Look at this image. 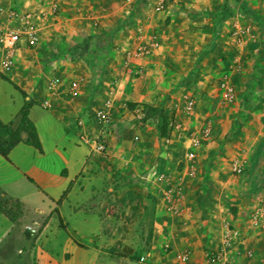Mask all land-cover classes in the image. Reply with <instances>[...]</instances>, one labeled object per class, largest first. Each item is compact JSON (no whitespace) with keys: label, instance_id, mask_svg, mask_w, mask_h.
<instances>
[{"label":"rangeland","instance_id":"obj_1","mask_svg":"<svg viewBox=\"0 0 264 264\" xmlns=\"http://www.w3.org/2000/svg\"><path fill=\"white\" fill-rule=\"evenodd\" d=\"M10 8H18L15 1ZM144 9L143 19L152 20L150 28H154L153 34L160 37L162 48L154 57L155 65L147 66L141 74L127 76V84H133L128 87L131 88L128 92L131 94L127 97L122 95L121 99H112L109 133L105 141L108 149L113 138H120L114 157H108L105 153L99 158L98 153L83 142V136L95 139L98 125L93 118L91 123L88 121L78 125V121L83 118L80 116L76 124L80 133L77 144L87 146L89 155L75 179V190L67 195L61 205L56 204L61 195H42L34 189L35 186L19 182L10 186V194L28 206L25 211L21 208L19 218L24 217L32 222L37 220L39 224L29 225L35 235L33 240H27L22 235L15 241L14 263L8 261L9 264H55L57 261H69L71 254V261L76 262L81 256H77L75 244L88 257H91L92 252L97 253L95 264H139L126 257V249L133 251V258L153 249L156 240L162 237L154 233V220L158 212H161L162 205L153 193L151 181L146 177L154 166L170 175L181 169L179 160L183 158L184 150L181 142L180 146H176L177 159L170 160L173 145L154 139L156 118L142 113V105H149L140 101L142 96H147L149 106L166 114L174 112L170 136L175 139L181 137L180 129L175 128L178 122H185L186 126L192 128L190 133L208 121L211 122L209 141L215 143L210 155L202 163L205 176L198 185V191L203 194L204 200L218 202L223 206L227 213L222 214V221L225 219L233 222V218H238L233 223L244 241L248 237L252 238L251 236L259 237L258 248L264 250V228L253 227L249 218L253 208L264 201V38L259 36L264 35V28H260V17L242 1L229 3L227 0H181L173 16L164 11L153 18L149 16V6L146 5ZM242 12L246 13L249 21L246 25L259 38L253 43L256 44L255 51L245 56L241 71L245 72L247 78L241 112L228 118L235 102L229 110L218 106V82L227 68L225 55L217 44L223 22L230 15L236 18ZM21 45L24 46V43ZM53 53L52 48L43 52L42 65L38 64L37 57L31 53V71L34 74L49 75L44 67H47L45 62L48 55ZM3 75L8 81L0 83V114L6 118L21 95L9 83L10 73ZM239 77L240 75L233 76L234 84ZM198 91L211 94L210 112L197 117L194 110L193 116L196 117L193 118L187 116L182 107L185 98L194 99ZM129 102H134L140 111L129 109ZM42 107L45 109L44 103ZM246 122L250 123V127L244 126ZM91 124L95 125V129L85 131ZM142 133H146L151 139L146 144ZM143 147L145 157L142 158L140 152ZM121 155L128 162L121 160ZM238 157L244 159L245 165L244 171L236 175L231 170V163ZM34 207L45 209H41L39 213ZM10 210L14 213L17 211L13 206ZM188 224L180 223L185 229L189 228ZM18 226L23 227L17 223L15 233L19 231ZM75 227L80 229V233L76 232ZM163 235H166V231H163ZM69 237L73 243L68 244L69 252L63 254L65 240ZM166 243L167 241L163 242L161 249L157 251L159 255H167L171 250ZM251 248L246 243L244 253L252 250ZM210 251L212 250L208 249L207 253ZM243 251L239 252L240 256ZM177 255L173 256L172 264L183 263L178 260ZM145 264L151 263L147 261Z\"/></svg>","mask_w":264,"mask_h":264},{"label":"crops","instance_id":"obj_2","mask_svg":"<svg viewBox=\"0 0 264 264\" xmlns=\"http://www.w3.org/2000/svg\"><path fill=\"white\" fill-rule=\"evenodd\" d=\"M14 1L18 8L22 9L41 8L45 4V0H0V25L2 23L1 11L10 8ZM180 1L177 0L170 4L165 12L173 16ZM238 1L244 2L256 16L260 17L262 22L260 28H264V0H227L229 3ZM57 3V13L50 15L46 24L40 29L37 47L32 50L26 46L20 47L16 54L14 68L8 77L12 83L26 93V99L36 102L30 108L28 116L36 128L42 146V153H39L36 149L26 145L24 143L26 135L22 133V142L10 151L7 158L0 156V193L4 194L8 199L20 201L23 211L27 210V204L10 194L9 188L15 182L34 187L35 185L28 180L29 178L40 187L43 193L35 187L34 189L42 195L46 193L52 196H60L69 185L71 187L68 194L75 190L77 185L75 179L84 167L89 155L87 146L77 144L80 133L76 128V124L79 117H83L81 119L83 122L87 123L90 121L89 123H91L93 122L91 121L93 114L103 105L104 101H112L116 97L121 99L122 95L127 97L131 94L128 93L131 89L128 87L133 84H127L126 82L127 76L130 74L125 72L123 68L124 55L127 51L133 50L135 39L139 33L146 38L155 35L153 34L154 28H150L152 27V20L143 19L146 5L149 6V16L151 18L158 15L152 11V0H57ZM245 14V12H242L236 18L230 15L220 27L222 31L219 35L220 41L217 47H220L225 55L226 68L234 54L229 35L231 24L239 20L242 25L248 27L246 24H249V21ZM139 23L141 25H138ZM139 26L142 28H138ZM140 29L141 32H139ZM156 36L160 44L158 53L160 48H162V44L160 37ZM259 36L264 38V35ZM258 38L253 30L249 29L244 48L240 52L242 68L245 63V56L255 51L256 44L253 43H256ZM49 48H52L54 52V56L49 54V58L45 62L47 67H44V70L48 71L49 75L34 74L31 71V53H34L35 57H37L36 61L38 64L42 65L43 52L48 51ZM155 55L142 62L143 68L155 65ZM125 74L126 77H124ZM239 75L237 83L234 84L235 103L230 108L228 118H233L242 109L241 101L247 78L245 72L233 76ZM52 77H57V86L55 91L50 93L47 90V86ZM73 81L80 82L79 94L75 98H72L69 94V87ZM1 82L3 80L0 79ZM135 95L139 96V94ZM141 99L140 101L150 105L147 101V96H142ZM194 99V110L197 113V117L210 112L209 102L211 94L209 92L198 91ZM10 100L13 101L11 97ZM44 102H47L45 109L42 107ZM22 103L23 98L21 97L6 118L0 114V120L5 124L9 123L18 113ZM229 107L227 110H229ZM134 108L137 111L138 108L136 106ZM43 110L46 111L42 112ZM244 126L248 128L250 123L246 122ZM176 127L180 129L181 137H176L175 139V137L169 136V143L173 145L171 146L173 152L170 154V160L172 161H175L178 157L175 151L177 150L176 146H180L181 142L182 150H184L185 154L189 143L187 134L192 131V128L186 126L185 122L176 123ZM92 129H95L94 124H91L85 131H92ZM142 134L145 144L148 140H151L146 136V133ZM155 135L156 138L154 139L165 142V139L157 137V131ZM84 137L86 136L82 138ZM210 139L203 141L197 149L198 165L194 177L184 176V154L183 158L179 160L182 168L174 171L171 175L172 179L183 181L185 205L188 214L181 218H176L164 210L161 196L162 186L155 181H151L153 193L157 195L162 205L161 212H158L154 220V233L156 236L162 235V237H158L160 239L156 240L153 249L147 251L151 252V256L148 259L151 264H172L173 256L182 253L185 249L190 250V258L182 264H211L206 257L207 250L215 251L219 249L224 222L236 228L234 223L237 222L238 218H233L234 223L232 220L227 221L224 219L222 221V214L226 215L227 211L218 202L212 203L204 200L203 194L198 191V185L203 176H205V168L202 163L210 155L211 148L215 143L210 142ZM119 141L120 138L117 137L111 140L106 152L108 157H114V150L118 146L117 142ZM144 154L145 147L142 148L140 157H145ZM120 158L125 163L128 162L124 155H121ZM34 208L39 213L41 209H45V207ZM17 223H20L23 227L18 226L21 232L15 233L17 231ZM180 223H189V228L185 229ZM31 224L38 225L39 222L37 220L33 222L30 219L25 220L24 217L18 218L16 222H11L0 214V264H9L8 261L14 263L15 241L22 235L25 237L24 230L29 229ZM75 229L76 232L80 233L78 227H75ZM163 231H166L165 236ZM251 237L244 241L239 231V236L234 246L228 250L225 260L219 264H261L260 261L264 260V250L261 251L258 248L260 238ZM65 241L63 254L69 252L67 249L68 244L70 242L73 243L70 237ZM165 241H167L171 250L167 255H159L157 251L161 249V245ZM246 243L248 246H252L250 251L253 252V256L251 258H247L244 254L243 250ZM75 247V251L78 252L77 256H81L80 260L72 262L73 255L70 253L69 261L63 260L61 263L57 261L55 264L96 263L97 253L92 252L91 257H88V254L81 252L78 245L75 244ZM154 250L155 254H153ZM241 251L243 253L240 256L237 253Z\"/></svg>","mask_w":264,"mask_h":264},{"label":"built area","instance_id":"obj_3","mask_svg":"<svg viewBox=\"0 0 264 264\" xmlns=\"http://www.w3.org/2000/svg\"><path fill=\"white\" fill-rule=\"evenodd\" d=\"M177 0H152V11L155 14H161L166 11L167 7ZM129 2V1H128ZM127 2V3H128ZM44 6L36 9L8 8L2 12V23L0 25V72L3 74L10 73L15 64V58L18 50L24 43L26 47H34L38 43L40 29L46 24L50 15H55L58 11L57 0H45ZM142 28V27H138ZM249 27L244 26L239 20L233 22L230 30V43L233 47L234 54L226 69L221 75L218 82V106L220 108H228L235 102V85L233 75L242 71V59L240 52L243 50L246 38L249 34ZM141 32V29L139 30ZM160 47L156 35L149 38L139 33L135 39L132 51H127L124 55L123 68L128 74H141L144 70L142 62L155 55ZM57 86V77L49 80L47 90L53 93ZM80 90V82L73 81L69 87V94L72 98L78 96ZM47 105V102H44ZM112 109V101L106 100L103 105L95 111L93 119L98 125V134L95 139L88 137L83 138V142L91 146V149L98 154L107 152L105 137L109 133L110 110ZM195 109L194 99L187 97L182 107L183 112L187 116H193ZM140 110L137 109V112ZM78 125H83V121L79 120ZM175 128H177L175 126ZM212 133V124L207 122L199 129L190 133L187 150L184 154V176L194 177L197 170V149L202 142L209 139ZM137 139V137H135ZM93 140V143L91 142ZM169 142V137L165 139ZM245 161L243 158H235L231 163V170L234 174L239 175L244 171ZM148 181H155L161 184V196L165 210L176 218H181L188 214L185 205L183 181L172 179L171 175L162 171L158 166H154L147 174ZM250 223L253 227L264 226V201L253 208L250 213ZM223 232L221 237V245L218 250L210 251L206 257L208 262L212 264L221 263L225 260L228 250H230L238 236L237 228L230 226L227 222L223 224ZM239 254V252L237 253ZM245 256L251 258L253 252L248 250ZM151 256V252L143 253L139 261L145 263ZM180 262H186L190 258V251L185 250L177 255ZM264 264V261L261 262Z\"/></svg>","mask_w":264,"mask_h":264},{"label":"trees","instance_id":"obj_4","mask_svg":"<svg viewBox=\"0 0 264 264\" xmlns=\"http://www.w3.org/2000/svg\"><path fill=\"white\" fill-rule=\"evenodd\" d=\"M0 79L3 81H8L7 78L1 73H0ZM9 83L15 90L19 92V94L23 98V103L16 116L9 123L5 124L0 120V156L5 159L7 158L10 151L13 148H15L19 143L22 142L21 139L22 133H25L26 135V139L24 143L36 149L39 153H42V146L38 134L36 132V128L28 116L30 108L33 107L36 104V102L31 99H26L27 95L23 90H21L14 83L12 82ZM134 107H135L134 103L131 102L128 103L129 109L132 110L134 109ZM142 108H143L142 113L144 112L149 117L156 118L155 129L157 131V137L159 139L168 138L170 136L171 124L173 123L175 117L174 112H171L170 114H166L161 110H159L158 108L146 104H143ZM97 156L100 158L101 154H98ZM28 180L32 184H34L39 191H41L40 187L33 180L29 178ZM70 187L71 185H69L66 188V190L61 194V196L57 200L56 204L58 206L61 205L62 201L65 200V198L67 197ZM2 197L5 196L4 194L0 193V214L4 215L11 222H16L21 213L22 203L18 200H11L6 197L4 199ZM11 206L16 208L17 211L15 213L10 210ZM24 235L27 240H33L35 237V235H33L30 229H25ZM133 255L134 254L132 250L126 249V257L127 256L130 257V259L136 263L138 262L139 264H145L139 261L140 256L133 258L134 257Z\"/></svg>","mask_w":264,"mask_h":264}]
</instances>
